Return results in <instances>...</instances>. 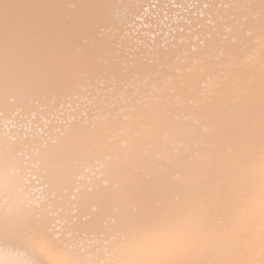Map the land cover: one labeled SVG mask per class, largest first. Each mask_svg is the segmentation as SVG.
<instances>
[{"label": "bare ground", "instance_id": "6f19581e", "mask_svg": "<svg viewBox=\"0 0 264 264\" xmlns=\"http://www.w3.org/2000/svg\"><path fill=\"white\" fill-rule=\"evenodd\" d=\"M195 1L172 18L171 0H143L151 21L132 25L146 35L141 59L159 65L160 48L187 54L218 39L207 56L215 71L187 95L155 76L150 88L133 81L153 119L121 101V125L108 128L92 110L93 89L105 86L95 66L109 62L101 45L116 38L108 0H0V216L33 211L58 231L82 226L72 244L88 264H264V6ZM163 14L167 31L152 24ZM237 37L249 45L243 64L228 55ZM26 259L0 242V264Z\"/></svg>", "mask_w": 264, "mask_h": 264}, {"label": "snow or ice", "instance_id": "6c2138e0", "mask_svg": "<svg viewBox=\"0 0 264 264\" xmlns=\"http://www.w3.org/2000/svg\"><path fill=\"white\" fill-rule=\"evenodd\" d=\"M104 7L109 9L105 14V22L111 25L112 36L116 38L110 36L101 45L103 54L109 57V62L95 66V70L104 76L105 86L93 89L92 110L107 114L105 127H120L119 115L123 110L121 101L127 105V110L135 118L143 116L147 121L153 119L152 115L143 111L149 96L145 94L141 99L130 86L133 81L150 88L155 76L162 78L166 85H174V91L187 95L197 90L202 71L209 73L215 71V65L207 60V56L220 46V40H209L206 48L199 52H194L189 47L187 54L183 48L176 46L160 48L156 51V55L160 57V64H148L141 59L143 52L139 45L143 37L132 27L141 17L151 21L144 9L143 0H108ZM113 7L118 8L119 12L112 13L110 10ZM151 7L157 8L158 5L152 4ZM156 27H159V24H156ZM237 40L238 43L229 48L228 55L231 60L243 64L248 56L249 45L243 38L237 37ZM185 55L187 60L182 62L180 58ZM160 103L161 98L154 99L157 110ZM95 135L99 139H106L102 129H96ZM72 151L69 148L67 154L71 156ZM82 230H85L82 226H74L66 232L58 231L39 212L17 213L9 210L0 216V242L23 249L27 257L24 264H88L87 261L76 258L77 252L72 244L73 239ZM157 264H209V262L181 260L162 261Z\"/></svg>", "mask_w": 264, "mask_h": 264}, {"label": "rangeland", "instance_id": "374dc122", "mask_svg": "<svg viewBox=\"0 0 264 264\" xmlns=\"http://www.w3.org/2000/svg\"><path fill=\"white\" fill-rule=\"evenodd\" d=\"M169 1H170V0H169ZM186 1H187V0H185V1L182 0V1L177 2V0H175V2H174V0H171V2H174V3H172L173 5L171 4V2H169V3H170L169 5H171V6H170V8H171L170 10H173V8H174V10L176 11V12H175L174 10L172 11L173 14L175 15V16H173L172 12L169 10V12H170L169 14H171L172 18H173V17L176 18L177 15H178V13H179V15H180L181 12H182V9H183L182 14L185 13V9H184L185 7H186V10H188V11L193 10V9H191V8L193 7L192 5H194V4L196 3V1H195V2H194V0H190V1L188 0L189 2H186ZM180 2H181V3H180ZM182 2H186V3H182ZM190 2H192V3H190ZM177 3H178V4L180 3V4L178 5ZM175 4H177V6H176ZM189 4H190V5L192 4V5H191L192 7H190ZM180 5H181V6H180ZM173 6H174V7H173ZM178 6H179V9H180L181 11H177V10H176V9L178 8ZM175 7H177V8H175ZM180 7H181V8H180ZM182 7H184V8H182ZM189 8H190V9H189ZM166 14L168 15V13H166ZM182 14H181L180 17H182ZM167 15H164V14H163L162 17H160V18L163 19V16H164V20H168V17H166ZM179 15H178V16H179ZM153 17H154V16H153ZM169 17H170V16H169ZM154 18H155V17H154ZM154 18H153L154 23H152V24H154V26H155V25H156L155 23L158 22V21H157L156 19H154ZM160 18H159V19H160ZM165 18H166V19H165ZM172 18L170 17V20H171ZM159 19H158V20H159ZM162 19H160V24H161V25L159 24V22H158L157 24H159V27L162 26V28H163V26H164L165 29H164V28H163V29L161 28L162 31H163V30H164V31H167L166 27L168 28V26L171 25V24L169 23L170 20H168V21H166V22L164 21L163 23H161V22L163 21ZM155 20H156V22H155ZM167 22H168V23H167ZM164 24H168V25L165 26ZM142 28H145V27H142ZM155 28H157V30H159L158 27H155ZM171 28H172V27H171ZM171 28H170V29H171ZM161 29H160V31H161ZM154 31H155V30H154ZM168 31H169V32H174V30H169V29H168ZM139 33H143V34L145 35V33L142 32V30H140ZM143 34H142V35L140 34V35L144 38ZM147 35H148V34H147ZM145 36H146V35H145Z\"/></svg>", "mask_w": 264, "mask_h": 264}]
</instances>
